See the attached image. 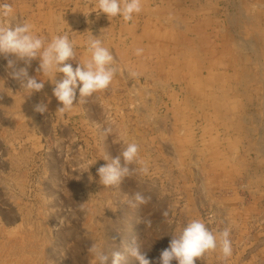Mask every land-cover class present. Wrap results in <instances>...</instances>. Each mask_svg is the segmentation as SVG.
I'll return each mask as SVG.
<instances>
[{
    "label": "rangeland",
    "instance_id": "374dc122",
    "mask_svg": "<svg viewBox=\"0 0 264 264\" xmlns=\"http://www.w3.org/2000/svg\"><path fill=\"white\" fill-rule=\"evenodd\" d=\"M7 2L12 23L50 40L37 18L48 0ZM93 3L80 0L79 23L58 32L74 42L66 63L90 58L93 35L118 71L108 88L77 93L71 111L57 112L39 58L0 55V264H90L92 244L122 252L133 241L159 264L191 219L213 234L229 228L232 246L227 258L217 249L195 264H264V0H143L127 23ZM21 67L41 90L26 95L12 76ZM124 142L138 145L148 172L134 163L105 188L96 170ZM136 191L151 199L133 208L124 201ZM125 264L139 262L126 255Z\"/></svg>",
    "mask_w": 264,
    "mask_h": 264
},
{
    "label": "clouds",
    "instance_id": "9594fccd",
    "mask_svg": "<svg viewBox=\"0 0 264 264\" xmlns=\"http://www.w3.org/2000/svg\"><path fill=\"white\" fill-rule=\"evenodd\" d=\"M143 0H95V10L107 15L108 19L120 16L127 23L142 11ZM16 20V13L12 4L7 0H0V55L14 56L16 60L28 64L39 58V71L50 80L54 87L53 96L61 105L57 112L63 114L72 110L74 101L90 97L94 93L109 87L114 75L118 71L114 66V57L110 50L104 46L101 39L91 35L87 41V52L90 58L83 64L77 63L75 69L70 63L74 59V42L67 33L53 35L46 41L38 36L33 25L28 22L12 23ZM143 49L137 48L136 55H141ZM8 67H14V61H8ZM62 77L57 80V74ZM14 79L19 80L26 95L38 92L44 86V81L37 80L28 75L27 69L21 67L12 73ZM38 112H45L46 106H37ZM111 132L110 128L105 133ZM104 164L96 170L99 183L105 188H117L123 180L137 169L130 165L141 164L139 172L147 174L148 168L138 158V145L135 142H124V147L116 156H105ZM150 196L136 191L125 199L130 207H137L148 203ZM167 215V213H165ZM230 230L225 227L218 234L213 232L200 219H191L183 226H179L169 241L168 247L159 255V264H195L209 251L219 249L223 258L232 254ZM88 252L91 256L90 264H125L126 255L134 257L139 264H151L140 246L133 241L131 245L121 251H108L102 245L92 244Z\"/></svg>",
    "mask_w": 264,
    "mask_h": 264
},
{
    "label": "crops",
    "instance_id": "0c3cea01",
    "mask_svg": "<svg viewBox=\"0 0 264 264\" xmlns=\"http://www.w3.org/2000/svg\"><path fill=\"white\" fill-rule=\"evenodd\" d=\"M80 0H48L47 8L45 11L38 13L37 18L39 19V24L46 27L49 30V38L53 35H58V32H62L68 30L71 26L77 25L79 22L77 21V16L80 13L85 12L80 7L79 3ZM64 4H74L72 8H68L67 14V21L61 22L62 14H63V5ZM94 4V3H93ZM56 7V8H55ZM95 8V4L93 5ZM76 44V43H75Z\"/></svg>",
    "mask_w": 264,
    "mask_h": 264
},
{
    "label": "bare ground",
    "instance_id": "6f19581e",
    "mask_svg": "<svg viewBox=\"0 0 264 264\" xmlns=\"http://www.w3.org/2000/svg\"><path fill=\"white\" fill-rule=\"evenodd\" d=\"M11 71V70H10Z\"/></svg>",
    "mask_w": 264,
    "mask_h": 264
}]
</instances>
